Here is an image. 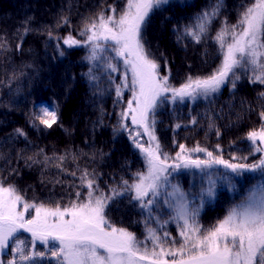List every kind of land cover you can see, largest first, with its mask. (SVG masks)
<instances>
[{"label": "trees", "instance_id": "trees-1", "mask_svg": "<svg viewBox=\"0 0 264 264\" xmlns=\"http://www.w3.org/2000/svg\"><path fill=\"white\" fill-rule=\"evenodd\" d=\"M126 2L0 0V45H3L0 47V180L15 186L22 195L45 204L65 205L81 190L80 177L85 170L94 174L103 192L110 194L111 188L120 187L123 180L131 183L134 174L143 169L144 158L133 143L129 118L121 116L127 111L130 95L127 88L119 96L116 92L122 59L116 58L103 43L106 45L100 53L101 59L91 61L90 45L84 43L90 35L85 31L88 24L101 12L105 16L111 14L113 8L116 15L120 14ZM222 2L224 6L200 42L183 35L184 29L193 25L195 17L208 10L215 0H168L150 13L143 30L145 48L160 64V70L171 74L170 81L177 86L189 76L206 77L215 71L221 64L222 53L214 37L225 23L236 24L244 10L242 6L250 5L252 0ZM161 30L164 38L159 42L156 32ZM69 36L80 43L65 44ZM109 62L117 71L106 67ZM90 69L95 80L90 79ZM238 76L235 88L226 82L219 92L206 99L192 103L188 100V106L189 103L195 106L193 116H187L185 123L176 129L177 147L200 146L225 160L232 159V163L247 164L254 159L247 134L264 126L260 117L264 112V97L260 96L264 85L251 83L249 72H240ZM43 107L56 110L59 117L50 129L39 120ZM77 108H81L78 114ZM17 129L24 135L17 133ZM61 156L63 160L59 159ZM192 157L206 159L203 153H193ZM229 171L223 165H213L210 171L187 169V185L190 177L191 187L181 189L189 194V201L207 186L208 180L216 182L214 199L206 202L198 215L201 219L197 221L203 229L215 225L228 208L241 200L245 194L243 188L251 186L248 172L230 175ZM253 175L252 178L260 180L259 172ZM182 182V178L177 180L179 185ZM231 185H235V190ZM131 196L124 193L110 204L107 212L111 224L116 222V215L120 221L125 211L128 214L124 218L136 215L146 224V213H141L138 202ZM155 213L152 212V218ZM132 231L142 237L138 227ZM26 243V249H30L31 242L26 240ZM38 245L35 251L47 252ZM7 255L0 259L6 262ZM35 264H55V260L46 255L37 257Z\"/></svg>", "mask_w": 264, "mask_h": 264}, {"label": "snow or ice", "instance_id": "snow-or-ice-1", "mask_svg": "<svg viewBox=\"0 0 264 264\" xmlns=\"http://www.w3.org/2000/svg\"><path fill=\"white\" fill-rule=\"evenodd\" d=\"M167 3L168 0H127L119 15L115 14L114 8L111 15L105 16L101 12L85 28L90 32L84 41L90 45L89 60L101 59L105 44L99 41H104L111 42L107 47L116 58H122L125 65L122 85L117 86L116 92L119 96L122 88H130L133 93L132 100L128 101V111L122 112L121 116H130L131 122L142 126L149 137L148 147L140 143L139 132L133 138L135 147L144 158L146 171L136 173L135 182L130 184L123 180L120 187H113L110 194H105L96 184L94 174L85 170L80 177L83 199L82 193L77 191L76 199L64 207L59 203L55 207L29 203L15 186L5 187L0 182V253L14 245L10 249L12 258L6 262L0 259V264H35L37 257L46 255H50L55 264H264V157L253 164L231 163L200 146L189 149L183 144L178 145L179 151L175 156H169L162 151L154 134V116L150 119L158 104L169 99L183 101L185 98L207 97L218 92L226 82L235 88L240 78L237 71L245 74L250 71V82L264 85V0H252L250 5L242 6L244 10L237 23L231 26L225 23L217 32L214 39L219 44L222 61L215 71L206 77L189 76L180 87L169 84L168 74H160L161 66L151 58L143 38L150 13ZM223 6L222 0H215L208 10L195 17L193 25L185 27L183 35L200 42L207 36L212 21ZM27 31L25 29V33ZM64 43L71 46L78 45L80 41L69 36ZM106 67L117 71L110 62ZM89 76L91 80L96 79L91 75V69ZM260 96L264 97V92ZM40 112L39 120L45 128L50 129L57 124L56 110L43 107ZM260 117L264 120V112ZM17 133L24 135L20 129ZM247 139L255 152L264 153V126L259 131H250ZM193 153H204L206 159H194ZM169 160L174 163L169 164ZM213 165H223L236 175L259 172L261 180L252 185L216 225L202 229L197 216L204 204L214 199L215 180L210 179L207 186L189 201V194L178 184H171L168 177L174 172L179 174L178 170L182 168L206 170ZM231 187L235 190V185ZM133 191L135 196L132 199L138 202L141 213L148 217L146 241L151 242V250L132 232L114 227L106 217V209L114 204L117 197ZM161 195L166 197L163 203L173 213L170 219L180 229L179 241L167 232L158 234L156 228L148 227L152 222V209ZM168 222L164 221L165 224ZM21 230L31 234L30 249L18 240L17 234ZM37 242L47 252L35 251ZM169 243L173 247H165ZM177 243L179 247H175ZM166 257H171V260Z\"/></svg>", "mask_w": 264, "mask_h": 264}, {"label": "rangeland", "instance_id": "rangeland-1", "mask_svg": "<svg viewBox=\"0 0 264 264\" xmlns=\"http://www.w3.org/2000/svg\"><path fill=\"white\" fill-rule=\"evenodd\" d=\"M125 7H126V4H125ZM125 7H124V9H125ZM111 14H113V13H111ZM111 14H109V15H111ZM156 37H157V40L159 42H161L163 40L164 36H163L162 30L156 32ZM99 42L102 43V44L103 43H106V44L111 43V42L107 43V42H104V41H99ZM206 58H207V56L205 57V59ZM221 58H222V55H221ZM190 60H191V58H190ZM121 66L122 67H121V76L119 77V79H120L119 85H122L123 76H124V73H125V70H126L125 65L123 64V62L121 63ZM175 71L176 72L178 71L177 70V66H175ZM239 73H240V71H237V73H236L237 76H238ZM249 73H251V72L249 71ZM160 74L161 75H166V74L169 75V84L171 86H173V87H180L181 86V85L177 86L176 84L172 83V81H170L171 80V74L167 70H164V71L160 70ZM130 78H131V73L129 72V79ZM125 89L126 88H122V91H125ZM127 90H128V94L130 95L129 100H132L133 93H132L130 88H127ZM215 93H217V92H215ZM215 93H212V94H210L207 97L198 96L195 99L185 98L183 101H181V100L172 101L171 99H169V100H167L166 102H164L162 104H158V106L155 108L154 113L150 114V119H151L152 116H154V119H155L154 134H155L156 139L158 140V142L160 144V147H161L163 152L168 153L169 156H175L176 152L179 151V148L176 146L177 145L176 137L178 136L177 133H176V129L179 128L182 124L185 123V120H187V116L188 117L193 116V109H194L195 106L193 104H190V103L194 102L197 99H199V100L200 99H206V98L210 97L211 95H213ZM166 95H170V94H166ZM188 100L190 102L189 106L187 105ZM133 106H135V104ZM80 110H81V108H77L76 109V113L78 114ZM127 111H128V107H127ZM75 118H77L76 115H75ZM128 118H129V120L127 121L128 125H131L132 128H133V130H132L133 137H136V133L139 132L141 134L139 136V138H138L140 143H142L145 147H148L149 146V137H148V135L146 133L143 132L142 126L133 124L131 122V117L129 116ZM178 125H179V127H177ZM260 129L261 128L259 127V128H256V129L252 130V131H259ZM170 144L173 145V147L176 146V148L175 149H171L170 148L171 147ZM252 152H253L254 159L251 160L247 164L257 163L261 159V157H264V153L255 152L254 151V146L253 145H252ZM203 155H205V154L203 153ZM228 161L232 163V159H228ZM168 163L172 164V163H174V161L169 160ZM211 169H207V170L210 171ZM145 171H146V164H145V161H144V167H143V169L140 172H145ZM213 171L218 172V170H214V169H213ZM178 173L179 174H176L174 172L172 175H170L168 177L169 181L171 182V184L176 185L177 184V180L182 178L183 182L180 185L179 184L178 185L182 189L187 190V187H191V182H192V179L189 177V183L187 185V169H184V170H180L179 169ZM256 173H258V172H256ZM228 174L233 175L234 173H231V170H230L228 172ZM173 175H175V176L171 177ZM234 175H236V174H234ZM247 175H248L247 177H250L249 179L248 178L247 179L249 181V185H251V186L254 185V184L259 183L260 180H261V177H260V180L257 179V178H256L257 180L252 178L254 175L251 172H248ZM198 177H199V175H198ZM209 179H210V177H209ZM243 179H245V178H241V180H243ZM0 182H2V180H0ZM133 182H135V174H134V181L132 180L131 183H133ZM2 183H3V185L5 187L11 185V184L5 183V182H2ZM241 184H242V182H241ZM249 188H247V187L243 188L245 193L247 192V190ZM169 191H171V189H169ZM80 192L82 193L81 199H83L84 189L81 188ZM104 193L108 194L106 192H104ZM19 194L22 195L21 193H19ZM130 194L133 197L135 196L134 191L130 192ZM22 196L24 197L25 201H27L29 203H33V202L37 203V204H41L42 203L40 200H38V199H36V198H34L32 196H28V197H26L24 195H22ZM241 198H242V196H241ZM165 199H166V197L161 195V197L159 198L158 204L155 207H153L152 212L156 211V213L153 215L152 222L148 223V227L156 228L158 230V234H162L163 232H167V233L170 234L171 238H175L177 241H179L180 240V237H179L180 229H179L177 223L174 220L170 219L171 216L173 215V213L169 210L168 205L163 203V200H165ZM42 204H44L45 206H48V207H55V205H52V204H45V203H42ZM69 204L70 203L65 204V205H61V204L60 205H61V207H64V206H68ZM156 207H157V209H156ZM228 210H229V208L227 209V212L223 214L222 218L219 219L215 223V225L227 215ZM200 211H201V209H200ZM125 212L128 214V211H125ZM164 212H165L166 215L164 214ZM109 213L110 212H107V209H106V217H107L108 220H109ZM126 213L122 212V214H121L122 216L120 218L121 219L120 221L117 220V215H116V222L112 223L113 226L117 227V228H125L126 230H128V231H130L132 233L134 232L133 234L135 235L136 239L139 240V241H144L147 244V247L151 250L152 244H151L150 241H146V236L148 235V233H147V229L145 227V223H143V220L138 218L136 215H132L129 219L124 218L126 216ZM32 214L34 215V212ZM26 218H30V217L26 215ZM199 218L200 217L197 216V220ZM147 219H148V217H147V214H146L145 222H146ZM164 221H169V222L165 224ZM199 224L201 225V223H199ZM209 224H211V223H209ZM161 225H163V227H161ZM213 226L214 225H209L210 228L213 227ZM134 227L135 228L138 227V232L139 233L142 232V237H139V234H137V231H132V230L135 229ZM17 235H18V240L19 241H23V243L25 241L24 245L27 248L26 240H29L31 242V234L26 232V231H24V230H21ZM38 244H40V243L37 242L35 248H39L40 247V245H38ZM165 247H169L170 248V247H173V245L171 243H169V244L165 245ZM175 247H179V243H177L175 245ZM11 248H14V245H10V249ZM10 249H6V250H4L3 253H0V257L3 256L4 254H8L5 257L6 260L11 259L13 253H12V251ZM46 250L47 249L44 248V251H46ZM37 251H38V249H37ZM166 259L171 260V257H166Z\"/></svg>", "mask_w": 264, "mask_h": 264}]
</instances>
